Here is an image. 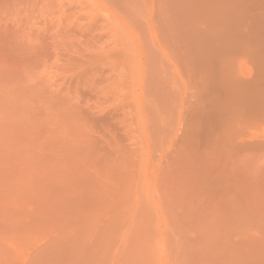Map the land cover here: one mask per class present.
<instances>
[{"label": "rangeland", "instance_id": "374dc122", "mask_svg": "<svg viewBox=\"0 0 264 264\" xmlns=\"http://www.w3.org/2000/svg\"><path fill=\"white\" fill-rule=\"evenodd\" d=\"M263 63L264 0H0V264H264Z\"/></svg>", "mask_w": 264, "mask_h": 264}, {"label": "bare ground", "instance_id": "6f19581e", "mask_svg": "<svg viewBox=\"0 0 264 264\" xmlns=\"http://www.w3.org/2000/svg\"><path fill=\"white\" fill-rule=\"evenodd\" d=\"M262 61H263V58H262ZM261 61V62H262ZM259 65V64H258ZM263 65H264V63H263ZM260 68H261V65H260ZM263 68H264V66H263ZM263 79H264V74L262 73V70L259 72V74H258V76H257V80H259V81H263ZM258 89V88H257ZM257 89H255V91L254 92H256V90ZM259 90V89H258ZM257 90V91H258ZM260 91V93H262L261 92V90H259ZM263 91V90H262ZM253 92V91H252ZM257 93V92H256ZM256 93H254V95L256 94ZM259 93V92H258ZM259 93V94H260ZM257 95V96H259L258 98H261V96H262V99H263V95ZM257 98V99H258ZM261 99V100H262ZM259 100V99H258ZM257 101V100H256ZM251 111V115H250V119H258L259 118V116L260 115H262L263 114V112H264V102H263V100L260 102V103H258V101H257V103L255 102V99H254V103L252 104V109L250 110ZM250 111H249V113H250ZM221 118V117H220ZM218 120L219 121H221L219 118H218Z\"/></svg>", "mask_w": 264, "mask_h": 264}]
</instances>
